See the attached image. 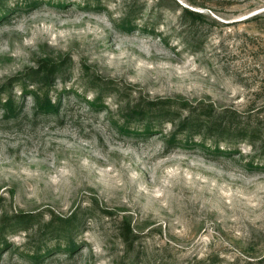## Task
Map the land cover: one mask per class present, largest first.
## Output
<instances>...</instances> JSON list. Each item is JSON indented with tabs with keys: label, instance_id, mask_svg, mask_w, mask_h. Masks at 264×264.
<instances>
[{
	"label": "rangeland",
	"instance_id": "1",
	"mask_svg": "<svg viewBox=\"0 0 264 264\" xmlns=\"http://www.w3.org/2000/svg\"><path fill=\"white\" fill-rule=\"evenodd\" d=\"M0 264H264V0H0Z\"/></svg>",
	"mask_w": 264,
	"mask_h": 264
},
{
	"label": "trees",
	"instance_id": "2",
	"mask_svg": "<svg viewBox=\"0 0 264 264\" xmlns=\"http://www.w3.org/2000/svg\"><path fill=\"white\" fill-rule=\"evenodd\" d=\"M185 18H187V21L189 22V23H192V24H197V23H199V20H198V18L200 17V15L198 14V13H196V12H193V11H190V10H187V9H184V15H183ZM125 26V27H124ZM123 27H124V29H128V30H131L132 28H133V24L132 23H130V20H126L125 22H124V25H123ZM127 30V31H128ZM50 74H53V73H50ZM163 103L164 102H159V103H153V105H154V108H159V106L162 104L163 105ZM50 104L48 103L47 105H45L44 106V108L46 109V110H48V109H50ZM167 105H163V107L161 108V109H159V113L158 114H163V112H166V114L169 112V110H170V108L167 110ZM175 113V112H174ZM173 113V114H174ZM198 120H200L201 121V119L199 118ZM188 125H189V123H188ZM193 126V125H192ZM24 220H27V217L26 216H24V217H22V219H21V221H24Z\"/></svg>",
	"mask_w": 264,
	"mask_h": 264
}]
</instances>
